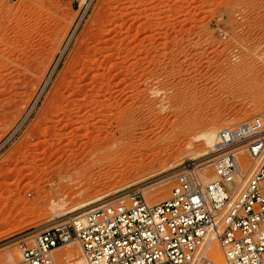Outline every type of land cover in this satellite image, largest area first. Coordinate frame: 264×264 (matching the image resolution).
Returning <instances> with one entry per match:
<instances>
[{
  "label": "rangeland",
  "instance_id": "obj_1",
  "mask_svg": "<svg viewBox=\"0 0 264 264\" xmlns=\"http://www.w3.org/2000/svg\"><path fill=\"white\" fill-rule=\"evenodd\" d=\"M262 78L264 0H0V264L23 229L133 189L168 197L219 129L264 121ZM61 247L72 264L79 243Z\"/></svg>",
  "mask_w": 264,
  "mask_h": 264
},
{
  "label": "built area",
  "instance_id": "obj_2",
  "mask_svg": "<svg viewBox=\"0 0 264 264\" xmlns=\"http://www.w3.org/2000/svg\"><path fill=\"white\" fill-rule=\"evenodd\" d=\"M207 160L177 165L165 199L130 190L81 213L16 234L12 264H57L53 249L72 240L86 264H264V121L219 129Z\"/></svg>",
  "mask_w": 264,
  "mask_h": 264
},
{
  "label": "bare ground",
  "instance_id": "obj_3",
  "mask_svg": "<svg viewBox=\"0 0 264 264\" xmlns=\"http://www.w3.org/2000/svg\"><path fill=\"white\" fill-rule=\"evenodd\" d=\"M251 75H237V77H238V83H241L243 86H247V80H248V78L250 79L251 77H250ZM259 76V75H258ZM236 78V77H235ZM251 80V79H250ZM262 80H263V82H262V84L264 85V78H262ZM260 83H261V81H260ZM259 83V84H260ZM240 84V85H241ZM248 84H249V82H248ZM262 84H260V85H258V88L260 89V87L259 86H261ZM239 85V84H238ZM264 87V86H263ZM258 90V89H257ZM256 90V91H257ZM204 100V99H203ZM202 100V101H203ZM123 112V111H122ZM118 113L119 112H115L114 113V116L115 117H117L118 118V116L119 115H121L120 113H119V115H118ZM182 113V112H181ZM262 113V112H261ZM123 114H124V116H126L127 118H130V117H132V113H131V110L129 109V107H128V109H126V110H124V112H123ZM176 115V114H175ZM122 116V115H121ZM155 117H158V116H155ZM177 117H178V114H177ZM158 119V120H157ZM164 119V118H163ZM161 120V118L159 119V117L158 118H156V120L155 121H153V124H156V122H158V121H160ZM99 122V121H98ZM85 125L86 126H88L89 124H88V121H85ZM92 125H93V123H92ZM125 127V126H124ZM129 128H130V126H129ZM130 130V129H129ZM129 130H127L126 128L125 129H122L120 132H121V137H119V135L117 136V137H115V138H119V139H121V138H123V144L121 143V147L124 149L127 145H130V146H134V144H133V138H134V132L130 135V133H129ZM131 131V130H130ZM108 134V133H107ZM112 134L114 135L115 133L114 132H112L111 133V137H112ZM110 136H107V135H105V137L104 138H102V143H100L99 142V139L100 138H98V141H93L91 144V146H92V148H90L88 151H87V154H86V156H85V160H86V163L85 164H88V160L89 159H91V156H92V154L96 151V149L97 148H100V144L102 145V146H104L103 144L105 143L104 141L105 140H107V138L109 137V138H111ZM133 136V137H132ZM107 137V138H106ZM108 138V139H109ZM105 139V140H104ZM125 139V140H124ZM97 140V139H96ZM111 140V139H110ZM114 140V139H113ZM118 140V139H117ZM100 144H99V143ZM108 144H109V142H107ZM130 143V144H129ZM106 144V143H105ZM107 144V145H108ZM112 144V143H111ZM90 146V147H91ZM101 146V147H102ZM109 146V145H108ZM111 146V145H110ZM109 146V147H110ZM113 147V146H112ZM119 147V146H118ZM116 147H114V149H115ZM120 148V147H119ZM212 148V147H211ZM210 148V149H211ZM113 149V148H112ZM121 149V148H120ZM126 149V151H129V149L128 148H125ZM209 149V150H210ZM101 150V149H100ZM116 150V149H115ZM122 150V149H121ZM121 150H117V151H121ZM108 151V150H107ZM117 151H115V154H116V152ZM98 151H96V153H97ZM99 152H101V151H99ZM104 153H106V152H104ZM108 153V152H107ZM100 154V153H99ZM117 154H119V153H117ZM116 154V155H117ZM101 155V154H100ZM106 155H108V154H105V157H106ZM120 155V154H119ZM122 155V154H121ZM94 156V155H93ZM88 157H89V159H88ZM101 157V156H100ZM102 157H103V155H102ZM121 157V156H120ZM99 159V158H98ZM100 160V159H99ZM101 161V160H100ZM210 160H207L205 163H207V162H209ZM77 164V163H76ZM161 198H164V197H161ZM92 207V206H91ZM73 241H77V240H72V242ZM71 242V241H70ZM70 242H68V243H70ZM78 242V241H77ZM79 243V242H78ZM213 243H215L216 244V242H212L211 244H210V246H209V253H210V255H211V257H212V259L216 262V263H218V264H221L222 263V261H223V256H222V253L219 251V250H217V248H215V245H212ZM67 244V243H66ZM217 245V244H216ZM62 245H60V246H57V247H55L54 249H53V251L52 252H54V253H56L57 254V256L59 255L60 257H61V255H63L64 253H65V249L64 248H62L61 247ZM79 246H80V244H79ZM218 247V246H217ZM74 249V250H73ZM72 249V254H70L69 255V258H70V263H74L75 264V262L76 261H78V258H77V256H79V252H80V247H78V248H73ZM68 252L69 253H71L70 252V250H68ZM67 252V253H68ZM78 254V255H77ZM8 256H9V261L7 262V264H11V263H13L15 260H13V258H14V255H13V253L11 252V253H8ZM84 261H85V259H84ZM16 262V261H15ZM85 264H86V262H85Z\"/></svg>",
  "mask_w": 264,
  "mask_h": 264
}]
</instances>
